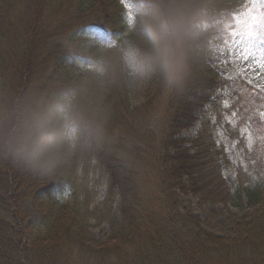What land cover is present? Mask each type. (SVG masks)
Listing matches in <instances>:
<instances>
[{"label":"trees","instance_id":"16d2710c","mask_svg":"<svg viewBox=\"0 0 264 264\" xmlns=\"http://www.w3.org/2000/svg\"><path fill=\"white\" fill-rule=\"evenodd\" d=\"M127 3L0 0L1 90L21 93L47 89L49 98L54 99L56 93L70 88L86 94L106 117L103 134L82 140L51 180L0 161V264H138L123 259L99 263L90 255L91 260L75 252L86 246L93 203L89 192L84 193V201L78 200L76 177L79 172L86 175L91 171H99L107 179L103 201L113 211L111 240L118 243L117 248L139 237L148 245L149 252L141 258L149 254L151 263L141 264H246L253 259V264H264V227L251 231L250 237H258L256 242L228 240L224 245L206 233L195 218L182 215L178 199L181 191L213 205L233 204L235 198L243 197L248 205H264V117L260 115L264 113V93L241 78L229 80L207 61L182 90L170 91L162 139H157L155 127L139 117L140 108L131 107L129 89L116 82L98 81L78 62L81 53L94 50L102 37L108 41L129 33L132 25L127 22ZM219 3L223 14L206 29L210 38L216 35L215 29H224L222 37L216 39L224 41L231 36L224 25L234 22L240 7L234 0ZM98 5L101 13L94 18ZM62 8L66 9L62 12ZM88 27L91 31L98 28L101 34L91 35ZM41 75L43 80L37 83ZM147 84L155 93L162 90L157 80ZM225 98L227 112L239 120L231 137L242 140L244 134L238 128L247 124L253 138L245 158L254 174L246 175L249 179L240 178L236 194L222 172L223 151L213 128L207 133L211 125L208 109ZM198 122L196 135L182 136V131ZM231 124L226 122L227 132ZM145 175L156 183L144 187ZM83 189L86 191L85 186Z\"/></svg>","mask_w":264,"mask_h":264},{"label":"clouds","instance_id":"9594fccd","mask_svg":"<svg viewBox=\"0 0 264 264\" xmlns=\"http://www.w3.org/2000/svg\"><path fill=\"white\" fill-rule=\"evenodd\" d=\"M134 17L127 35L114 36L81 54L100 82L137 89L157 80L182 90L212 51L211 25L223 14L219 0H130ZM79 62V61H78ZM106 117L84 93L65 89L0 92V161L32 174L59 175L82 140L99 137Z\"/></svg>","mask_w":264,"mask_h":264},{"label":"rangeland","instance_id":"374dc122","mask_svg":"<svg viewBox=\"0 0 264 264\" xmlns=\"http://www.w3.org/2000/svg\"><path fill=\"white\" fill-rule=\"evenodd\" d=\"M234 3L240 7V11L234 15V17L237 18L252 7L251 0H234ZM19 8L20 13L24 14V7L20 6ZM65 9L66 8H62L61 11L63 12ZM100 10V5H98L96 7L95 14L92 13L94 18L100 15ZM258 11L264 12L263 0H261ZM227 25L234 26V22L228 23ZM208 26L209 25L206 24L205 28ZM87 29L90 31L92 30L90 27ZM228 30L230 33L229 35H231L232 28L229 27ZM237 30L241 33V35H231L227 39H224V41H216L217 38L222 37L224 29L217 28L214 30L216 35L212 38L209 37L212 54L208 59V62L213 67H215L222 76L227 78H241L248 82V84L253 86L256 90H260L262 93H264V71H261L254 66L253 58L250 57L249 59L245 60L239 55L240 50L245 46L247 36L243 28H239ZM89 33L91 35L101 34L98 28ZM62 38L64 39V37ZM103 42H106V40L102 37L99 40V43ZM253 51L255 52L256 49H253ZM258 55L259 54L257 53V56ZM78 58L80 60L79 62H84L83 56H79ZM53 59L54 58H49L50 61ZM81 67L85 69L86 66ZM8 71L13 72L11 68ZM41 80H43L42 75L39 76V79L36 82L38 83ZM46 90L47 89L44 91ZM155 91L156 89L153 88V86L149 87L148 84H145L144 86L137 89H129V102L133 109L135 108L138 110L140 108L138 110L139 117L144 118V122L149 124V126L155 127V135L157 139L161 140V127L167 116V107L169 104L171 90H168L162 86V90L160 92L155 93ZM0 92H3L1 88ZM222 101V104H220V101H218L217 106L212 105L208 109L207 117L211 119V125L209 124L207 126L208 128H206L207 133H209V128L210 130L213 128L215 141L223 151L220 161L222 172L231 192L235 193L236 189H239L240 187V178H243L248 174H251L253 177L254 174L249 170V166L247 164L248 159L247 157L245 158L247 148L252 146L253 138L251 129L247 124H241L238 128V130L244 134V138L242 140L231 137L232 133H236L239 120L233 119L235 116L234 113L230 114L227 112L228 109L226 107L228 100L225 98ZM228 121H232V124L230 125V128L232 129L230 130L229 128L227 132L225 127L226 122ZM199 125L200 123L198 122L196 126L182 131V136L192 137L196 135ZM125 160L126 163L129 162L128 159L125 158ZM241 166L243 167L242 172L239 171ZM256 167L262 168L261 166ZM246 177V179L250 178L248 176ZM144 179H147L146 181L142 182L143 186L146 188L149 185L151 187L154 183H156L155 180L148 175H145ZM76 180L79 186V196L81 197V200L80 198H78V200L84 201L83 197H85L87 192H89L93 203L90 210L92 217L88 218L89 234L85 238V241H87L85 242L86 246L84 247V250L79 249L75 250V252L83 254L84 257L89 260L92 258V261L96 260L99 263H105L110 260L121 262L120 260L122 259V261L126 260L128 262L138 264L143 262L151 263V257H149V254L144 260L141 258L142 253L146 254L149 252V247L142 241V239H140V237L137 238L136 242L132 244L119 245L121 246V249L117 248L118 243H114V241L111 240L112 234L110 219L113 216V211L111 209V205L109 206L103 201L108 183L107 179L101 174V172L91 171L86 175L79 172ZM84 186L86 187V191L83 189ZM178 194L180 204L179 207L182 215L188 213L190 217L195 218L198 221V224L206 233L212 234L213 236L219 238L223 241L224 245L228 244V240L236 241V243H240L238 241H242V239H244L243 241H246L245 239L250 240V242H256L258 240V237L257 239L250 237V233L253 229L255 230L259 229L260 227H264V205H248L247 199L245 197L241 198L240 200L235 198L236 200H234L235 203L233 204L213 205L209 203H202V201H199L198 198L193 197L188 193L180 191ZM146 201L147 203L151 204V200L149 198H147ZM85 210L86 207L85 209H82V212L84 213ZM246 235H248V237ZM210 248L215 247L210 246ZM164 254H166V252H164ZM218 254L219 256L221 255V253ZM88 255H90L91 258L87 257ZM164 257L165 255L162 256V258ZM255 261L256 260L253 259L245 263L253 264ZM212 264H215V262H212Z\"/></svg>","mask_w":264,"mask_h":264},{"label":"snow or ice","instance_id":"6c2138e0","mask_svg":"<svg viewBox=\"0 0 264 264\" xmlns=\"http://www.w3.org/2000/svg\"><path fill=\"white\" fill-rule=\"evenodd\" d=\"M252 7L244 12L240 17H233L234 26L225 25V28H232L231 35L238 36L241 33L237 30L243 28L245 30L247 40L245 46L240 50L239 55L242 59L254 60V66L261 71H264V12H259L258 9L261 4V0H251ZM127 7L130 9L129 0ZM127 22L129 25L134 23L133 15L131 11L128 14ZM253 49H256L254 52ZM257 53L259 54L257 56ZM233 79L229 77V80ZM264 117V113H260Z\"/></svg>","mask_w":264,"mask_h":264}]
</instances>
